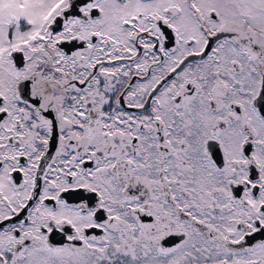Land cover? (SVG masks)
Here are the masks:
<instances>
[{
	"label": "snow or ice",
	"instance_id": "1",
	"mask_svg": "<svg viewBox=\"0 0 264 264\" xmlns=\"http://www.w3.org/2000/svg\"><path fill=\"white\" fill-rule=\"evenodd\" d=\"M0 264H264V0H0Z\"/></svg>",
	"mask_w": 264,
	"mask_h": 264
}]
</instances>
